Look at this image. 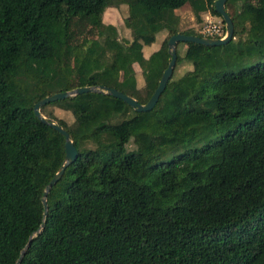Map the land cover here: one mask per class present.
I'll use <instances>...</instances> for the list:
<instances>
[{"label": "trees", "instance_id": "obj_1", "mask_svg": "<svg viewBox=\"0 0 264 264\" xmlns=\"http://www.w3.org/2000/svg\"><path fill=\"white\" fill-rule=\"evenodd\" d=\"M124 1L127 41L104 21L109 0H0V264H264V0L227 1V44L177 48L150 111L101 92L43 106L79 154L45 214L66 137L35 104L82 86L147 103L170 37L203 36L182 28L180 10L222 18L217 0ZM81 19L97 30L86 44L72 41Z\"/></svg>", "mask_w": 264, "mask_h": 264}, {"label": "water", "instance_id": "obj_2", "mask_svg": "<svg viewBox=\"0 0 264 264\" xmlns=\"http://www.w3.org/2000/svg\"><path fill=\"white\" fill-rule=\"evenodd\" d=\"M228 0H217L215 3V9L216 11L222 16V19L226 23V29H227V35L225 38H210V37H205V36H199V35H192V34H185V33H178L174 34L170 37L169 39V51L172 55L171 61L167 67V69L164 71L162 78L160 80V83L158 87L156 88L155 92L153 93L152 97L149 99L147 103H140L136 98L129 96L125 94L124 92L112 88V87H103V86H82V87H77L76 89L70 90V91H62L55 93L54 95L47 96L44 99L38 101L35 104L34 107V112L36 116L43 122L49 124L50 126L54 127L58 131H60L65 137H66V159L63 165L60 167L58 172L55 174V176L52 178L50 183L48 184L45 193H44V207H45V214L48 213V201H47V196L52 189V187L59 181L66 169V167L75 162L79 156L78 150L75 146L74 141L72 140L70 133L62 126L59 125L56 121L53 119L47 117L42 113V107L64 99L68 97L75 96L77 94L85 93V92H101V93H109L115 97H118L124 101H126L130 106L135 108L137 111L144 112V111H150L152 110L156 104L158 103L162 93L167 87L168 82L173 76L174 69L177 63V45L180 42H196V43H201L205 45H223L227 44L232 40L234 37L235 33V24L234 21L231 17V15L228 13L226 4ZM25 251H23L24 253ZM21 262V259H19L18 264Z\"/></svg>", "mask_w": 264, "mask_h": 264}, {"label": "rangeland", "instance_id": "obj_3", "mask_svg": "<svg viewBox=\"0 0 264 264\" xmlns=\"http://www.w3.org/2000/svg\"><path fill=\"white\" fill-rule=\"evenodd\" d=\"M257 1L258 0H254ZM134 2V1H133ZM129 13V9H128V5L124 0H109V7L106 9L105 13H104V21L107 24H114L116 26L119 27L120 29V37L123 41H127L129 40V29H127V27L125 26L124 20L125 17L128 15ZM210 14V13H209ZM208 14V15H209ZM214 16V15H212ZM203 20L201 22H198L196 20L195 15H193L192 13H190L189 11H186L183 15L182 18V26L184 28H192V27H196V31L200 30V27L202 25V23H204V21L206 20V16H203ZM212 18V17H210ZM215 19H222L219 16H215ZM195 25L192 26L191 25ZM72 41L73 42H77V43H84L86 44L89 40V38H92L96 35L97 30L95 29V27L88 22V20L86 19H81L79 21H75L72 24ZM179 44V43H178ZM178 50L181 54H184L186 51V44L184 42H180L179 45H177ZM90 65V62L88 60H86L85 62H83V67H82V71H72V76L73 79L75 78L76 83H79V80L81 75H83L84 73V69ZM178 71H183L185 68L180 65L179 67H177ZM139 70V68H138ZM177 71V72H178ZM77 74L79 75V77H77ZM143 84V80L140 81V85ZM48 111H52L54 112L57 117H60L62 119L68 120L70 122L73 121V116L70 112L65 111L62 108H59L58 106H49L48 107ZM131 146H133V143L131 144Z\"/></svg>", "mask_w": 264, "mask_h": 264}, {"label": "built area", "instance_id": "obj_4", "mask_svg": "<svg viewBox=\"0 0 264 264\" xmlns=\"http://www.w3.org/2000/svg\"><path fill=\"white\" fill-rule=\"evenodd\" d=\"M200 33L205 37L223 39L227 35L226 23L223 19H215L212 14H209L200 27Z\"/></svg>", "mask_w": 264, "mask_h": 264}, {"label": "crops", "instance_id": "obj_5", "mask_svg": "<svg viewBox=\"0 0 264 264\" xmlns=\"http://www.w3.org/2000/svg\"><path fill=\"white\" fill-rule=\"evenodd\" d=\"M186 11H189L190 13H192V14L194 15V12H193L191 9L180 10V15H181V25H182V18H183V15H184V13H185ZM209 13H210V12H208V13H204V16H207ZM210 14H211V13H210ZM214 17H215V15H214ZM192 26H195V25L193 24V25H191V27H192ZM182 28H184V27L182 26ZM184 29H186V28H184ZM191 29H195V30H197L196 27H192ZM186 47H187V46H186ZM150 52H151V51H150ZM150 52H148V53H150ZM148 53H146V55H148Z\"/></svg>", "mask_w": 264, "mask_h": 264}]
</instances>
